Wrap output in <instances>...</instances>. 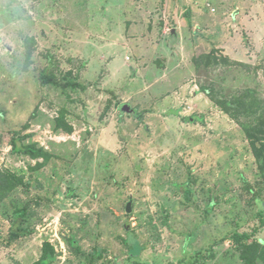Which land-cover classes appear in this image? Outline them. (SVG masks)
<instances>
[{
    "label": "rangeland",
    "instance_id": "rangeland-1",
    "mask_svg": "<svg viewBox=\"0 0 264 264\" xmlns=\"http://www.w3.org/2000/svg\"><path fill=\"white\" fill-rule=\"evenodd\" d=\"M246 90L264 102V0H0V168L22 182L0 264L46 243L47 264H240L225 240L264 243V179L208 95ZM15 207L29 235L11 240Z\"/></svg>",
    "mask_w": 264,
    "mask_h": 264
},
{
    "label": "trees",
    "instance_id": "trees-1",
    "mask_svg": "<svg viewBox=\"0 0 264 264\" xmlns=\"http://www.w3.org/2000/svg\"><path fill=\"white\" fill-rule=\"evenodd\" d=\"M203 59H212L216 65L220 64L222 61L230 63L225 58L219 59L211 55H202L195 59V61H203ZM201 90L207 92L205 88L201 87ZM208 96L212 102H214L245 132L253 151V155L258 163V169L264 179V102L258 97H255L252 90H246L238 96H231L229 98L216 97L212 91ZM58 124L66 127V132H72V128L65 125L63 118L59 120ZM11 145L12 150L29 156L31 160H42L40 163L38 162V167L44 166V164L48 163L52 158V155L49 152L45 151L43 148H37L34 145H23L18 149L16 146L15 134H13L11 139ZM20 184H22V182L19 177L0 168V206ZM27 215L26 208H14V211L11 213L12 221L9 229V237L11 240H18L29 235V229L28 226H26L29 222V217H27ZM263 226L264 215L260 217L259 227ZM257 232L258 228L253 229L249 233L234 232L225 240L226 242H229L236 251H238L239 259L241 261L240 264H264V243L255 239ZM48 251L51 253L53 252V249L48 243H46L43 247L40 260L35 264H43L44 262L47 264Z\"/></svg>",
    "mask_w": 264,
    "mask_h": 264
},
{
    "label": "water",
    "instance_id": "water-1",
    "mask_svg": "<svg viewBox=\"0 0 264 264\" xmlns=\"http://www.w3.org/2000/svg\"><path fill=\"white\" fill-rule=\"evenodd\" d=\"M172 33H174V31H172ZM122 111L127 112V111H129V109H128L127 107H124V108L122 109ZM129 211H130V204L127 205V213H129Z\"/></svg>",
    "mask_w": 264,
    "mask_h": 264
}]
</instances>
